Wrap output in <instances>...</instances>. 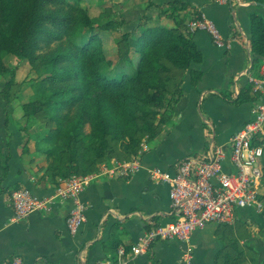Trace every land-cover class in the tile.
<instances>
[{
	"label": "crops",
	"instance_id": "obj_1",
	"mask_svg": "<svg viewBox=\"0 0 264 264\" xmlns=\"http://www.w3.org/2000/svg\"><path fill=\"white\" fill-rule=\"evenodd\" d=\"M184 1L190 6L188 23L196 18L195 10L201 12L216 24L224 38L233 40L231 48L216 46L207 30L191 31L204 60L193 63L186 71L183 93L170 123L155 139H143L142 152L130 159H139L138 171L121 176L103 172L89 175L91 181L81 192L87 219L76 233L67 224L72 200H54L48 210L13 220L11 193L16 184L21 186L18 189L28 187L39 196L51 197L63 179L52 176V172L42 180L33 176L14 143L23 171L20 174L13 166L6 175L0 167V264H9L14 256H20L24 264H118L121 248L125 249L126 264H183L177 240L157 241L148 252L139 255L131 252L153 223L174 218L170 185L155 182L150 170L175 171L178 162L203 153L213 138L224 143L242 129L254 102L235 105L221 94L226 92L233 98L242 88H249L247 73L260 75L259 69L264 65V59H254L250 43L251 15L258 13L264 18V0ZM192 69L203 71L197 88L191 81ZM128 160L112 158L111 166ZM259 214V207L250 206L233 221L208 223L197 229L192 234L197 264H264V241L257 248L250 246L248 252L242 238L234 232L241 219L255 220ZM209 226L211 234H205Z\"/></svg>",
	"mask_w": 264,
	"mask_h": 264
},
{
	"label": "trees",
	"instance_id": "obj_2",
	"mask_svg": "<svg viewBox=\"0 0 264 264\" xmlns=\"http://www.w3.org/2000/svg\"><path fill=\"white\" fill-rule=\"evenodd\" d=\"M171 6L176 8L167 10L166 15L174 19L175 27L140 23L139 30L123 35L126 56L115 68L105 70L102 64L107 57L99 29H115L113 22L94 24L89 10L77 0H0V73L7 72L6 55L32 63L40 96L23 108L30 119L39 112L45 113L52 127L44 137L51 144L44 150L47 158L54 155L48 164L52 176L84 174L86 168L92 171L97 162L111 158L114 146L108 135L112 127L118 136L130 135L134 144L142 137L141 123L151 139L161 133L162 126H157L155 116L163 112L162 103L169 100V77L181 74L177 104L186 71L193 63L204 60L194 33L188 30L189 23L181 15L189 4L174 0ZM195 17L201 18L202 13L195 10ZM250 43L254 59H264V18L258 13L251 15ZM202 76V70H191L196 88ZM221 95L235 105L257 99L251 85L233 98L226 92ZM87 123H91L89 133L84 130ZM9 147L1 168L7 175L15 166L21 174L16 146ZM19 187L16 184L15 188ZM12 260L13 257L9 264Z\"/></svg>",
	"mask_w": 264,
	"mask_h": 264
},
{
	"label": "built area",
	"instance_id": "obj_3",
	"mask_svg": "<svg viewBox=\"0 0 264 264\" xmlns=\"http://www.w3.org/2000/svg\"><path fill=\"white\" fill-rule=\"evenodd\" d=\"M227 1V0H223ZM191 31L207 30L216 46L231 48L233 40L224 38L216 24L202 16L189 23ZM260 75L247 73L249 82L257 93L251 116L244 127L224 143L211 141L203 153L192 154L178 162L176 170L152 168L155 182L170 185L173 219L153 223L132 246L133 255L148 252L157 241L177 240L182 250L183 264H197L192 234L208 223H223L235 220L241 211L250 206L261 207V188L264 184V65ZM145 147V146H144ZM122 164L114 169L116 175H129L141 168V162ZM112 173H115V172ZM91 181L90 176L72 175L61 179L51 197H39L26 188L13 190L11 202L13 220L23 219L35 211L48 210L54 200H72L67 217L72 233H76L86 221L87 206L81 192ZM125 249L119 251L118 264L123 261ZM11 264H24L15 256Z\"/></svg>",
	"mask_w": 264,
	"mask_h": 264
},
{
	"label": "rangeland",
	"instance_id": "obj_4",
	"mask_svg": "<svg viewBox=\"0 0 264 264\" xmlns=\"http://www.w3.org/2000/svg\"><path fill=\"white\" fill-rule=\"evenodd\" d=\"M66 2H75L76 0H65ZM79 4L87 8L91 14L94 24L103 26L107 22H113L115 29L105 30L99 29L101 37L102 49L106 54L107 60L102 64L103 69L111 70L115 68L118 61L126 56L127 44L123 39V35L127 32L139 30L140 23L146 25L163 24L168 27H175L174 19L166 15L167 10L174 9L176 6H171L174 0H77ZM182 1V0H181ZM184 1V0H183ZM171 2V3H170ZM186 2V1H185ZM187 3V2H186ZM188 4V3H187ZM60 5H54L57 8ZM65 8H70L67 4H63ZM178 7V6H177ZM172 8V9H173ZM189 22L190 15L187 9L181 14ZM190 30V28L188 29ZM4 61L7 67V72L0 73V162L8 154L10 144H16L22 156V162L28 166L31 174L39 179H45L50 174L49 165L53 161V156L47 158V153L44 151L51 148V144L44 140V137L52 130V127L47 123L45 113L39 112L33 119L27 117L23 105L27 102L37 101L39 99V91L36 90V72L32 69V63L29 59H20L14 55H6ZM122 67H120V70ZM187 73H185L184 81H186ZM181 74L169 77L168 86L170 93L167 94L169 100L163 102V112L155 116L157 126L164 127L170 123L169 116H173V110L176 106L175 100L178 97L180 88ZM177 103V102H176ZM144 123L140 124L139 135L142 137L140 141L134 144V140L129 135L122 137L116 135L112 127V132L108 135L114 146V153L108 160L97 162L96 169L90 171L87 168L84 170L83 176H89L94 173H109L117 174L114 169L122 164L133 162L134 156L139 155L142 151L141 143L146 137L150 140V136L143 130ZM160 128V127H159ZM91 123L85 126V132L91 131ZM137 135V136H139ZM120 161L128 160L123 163H118L112 167L111 159ZM1 167V164H0ZM52 170V169H51ZM90 171V172H88ZM115 173H112V172ZM134 173V172H133ZM132 174V173H130ZM79 175V174H78ZM72 176V175H71ZM68 177H63L67 179ZM60 183V181H58ZM262 206L259 207L260 214L258 219H249L248 221L240 220V223L234 228V232L242 238L244 250L251 252L250 246H257L264 241V190L260 196ZM257 216V215H256ZM255 216V217H256ZM213 224L211 225V227ZM209 228V229H208ZM211 234L210 226L207 227L205 234ZM264 243V242H263ZM246 248V249H245ZM257 248V247H256Z\"/></svg>",
	"mask_w": 264,
	"mask_h": 264
}]
</instances>
